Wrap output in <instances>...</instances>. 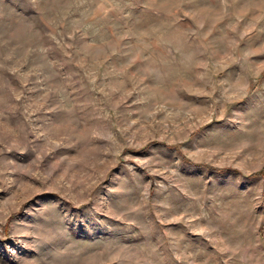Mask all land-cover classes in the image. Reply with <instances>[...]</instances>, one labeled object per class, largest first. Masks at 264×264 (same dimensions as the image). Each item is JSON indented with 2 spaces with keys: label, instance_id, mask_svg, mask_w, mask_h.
I'll return each mask as SVG.
<instances>
[{
  "label": "rangeland",
  "instance_id": "obj_1",
  "mask_svg": "<svg viewBox=\"0 0 264 264\" xmlns=\"http://www.w3.org/2000/svg\"><path fill=\"white\" fill-rule=\"evenodd\" d=\"M0 264H264V0H0Z\"/></svg>",
  "mask_w": 264,
  "mask_h": 264
}]
</instances>
